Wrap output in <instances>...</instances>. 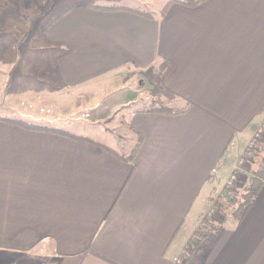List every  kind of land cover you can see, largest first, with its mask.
<instances>
[{"label":"crops","instance_id":"crops-1","mask_svg":"<svg viewBox=\"0 0 264 264\" xmlns=\"http://www.w3.org/2000/svg\"><path fill=\"white\" fill-rule=\"evenodd\" d=\"M44 40L66 89L129 74L179 111L135 107L123 148L1 119L0 264H184L209 197L264 119V0H175L159 17L72 3ZM9 45L1 30L0 59ZM128 95L122 105L139 99ZM223 225L189 264H264V185Z\"/></svg>","mask_w":264,"mask_h":264},{"label":"rangeland","instance_id":"rangeland-1","mask_svg":"<svg viewBox=\"0 0 264 264\" xmlns=\"http://www.w3.org/2000/svg\"><path fill=\"white\" fill-rule=\"evenodd\" d=\"M85 1L128 5L159 17L170 0H0V3L5 2L2 7L8 21L4 24L7 29L0 31L10 43L0 59V118L22 119L61 127L68 132L88 133L123 148V143L130 142V128L126 122L130 111L135 107L146 109L169 104L129 74L84 89L68 90L61 85L55 67L56 53L44 40L45 28L55 14L72 3ZM134 94L139 98L135 104L122 105L120 100L125 95L134 99ZM262 122L264 119L260 124ZM262 138L251 152L249 164L252 168L259 165L264 153V136ZM251 173L252 169L244 173L236 190L245 186ZM220 202L227 207L225 211H218L212 220L217 224L224 223L231 215L228 210L235 205V197L223 198ZM209 208L210 204L207 211ZM206 212L200 219V227ZM190 247L187 244L185 249Z\"/></svg>","mask_w":264,"mask_h":264},{"label":"trees","instance_id":"trees-1","mask_svg":"<svg viewBox=\"0 0 264 264\" xmlns=\"http://www.w3.org/2000/svg\"><path fill=\"white\" fill-rule=\"evenodd\" d=\"M175 0H170L169 3ZM190 3H195L199 0H186ZM168 3V5H169ZM167 5V6H168ZM166 9V8H165ZM160 68L164 71L165 74H168L170 69H172V66L169 65L167 60L163 61L160 64ZM152 110H159V111H164L167 113H174L178 112L179 110L174 109L170 106H167L166 104H162L159 107H153L151 108ZM4 119V118H0ZM12 122L21 124L23 126H26L28 128H38V129H45L49 130L50 128L38 124H33L30 122H25L22 119H10ZM50 130H59L56 128H52ZM74 137H79L78 135L71 134ZM141 143V138L138 139V145ZM136 145L127 157L129 160H133L137 146ZM252 173L251 176L248 180V182L245 184V186L241 190H235L234 191V197H235V205L231 208H229L228 212H230L231 215L238 217L245 205H247L249 202L254 200V198L258 195L260 192L262 186L264 185V153L262 154L261 160L259 165L255 167H251ZM250 169V170H251ZM216 206L218 211H225L226 210V205L223 202H220V200H216ZM204 224L203 226H199L193 233V235L190 237L188 241V245L191 246L189 249H185L182 253V256L185 257L186 262L184 264H189L190 261L192 260V257L196 250L202 245L203 241L206 240L207 238H214L218 235L219 232H221L224 229L223 223L217 224L215 222H212L209 220L207 216L204 217Z\"/></svg>","mask_w":264,"mask_h":264},{"label":"built area","instance_id":"built-area-1","mask_svg":"<svg viewBox=\"0 0 264 264\" xmlns=\"http://www.w3.org/2000/svg\"><path fill=\"white\" fill-rule=\"evenodd\" d=\"M264 136V122H262L254 131V134L247 146L246 152L243 156L236 162L231 173L225 180L222 191L219 194H212L209 198L210 208L204 216H207L210 221H212L218 214V209L216 206V200H222L223 198H233L234 191L238 187V182L242 179L244 173L246 174L245 166H247L251 160V152L256 149L258 144L263 141Z\"/></svg>","mask_w":264,"mask_h":264}]
</instances>
